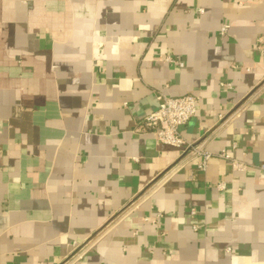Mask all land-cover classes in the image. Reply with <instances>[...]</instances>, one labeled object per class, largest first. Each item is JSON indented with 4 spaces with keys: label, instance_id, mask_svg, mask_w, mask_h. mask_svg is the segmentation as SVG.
Here are the masks:
<instances>
[{
    "label": "crops",
    "instance_id": "1",
    "mask_svg": "<svg viewBox=\"0 0 264 264\" xmlns=\"http://www.w3.org/2000/svg\"><path fill=\"white\" fill-rule=\"evenodd\" d=\"M262 33L264 0H0V264H264ZM184 94L205 170L140 127Z\"/></svg>",
    "mask_w": 264,
    "mask_h": 264
},
{
    "label": "built area",
    "instance_id": "2",
    "mask_svg": "<svg viewBox=\"0 0 264 264\" xmlns=\"http://www.w3.org/2000/svg\"><path fill=\"white\" fill-rule=\"evenodd\" d=\"M229 25H221V33L227 32ZM255 49L258 53L264 55V33L256 38ZM165 60L171 61V57H164ZM197 96L193 94H184L179 96L160 95L157 97L156 106L148 112L142 119L140 127L152 132L156 140L162 144L170 146H181L187 148L188 153L200 155L198 167L205 170L207 161L211 156L209 151H204L196 145L187 143L179 134V127L184 125L197 111ZM228 158V156H225ZM231 165L234 170L244 169L245 164L241 161L232 159ZM217 189H224L225 184L218 182ZM196 214L194 208L190 209V215ZM196 228L195 226H193Z\"/></svg>",
    "mask_w": 264,
    "mask_h": 264
}]
</instances>
